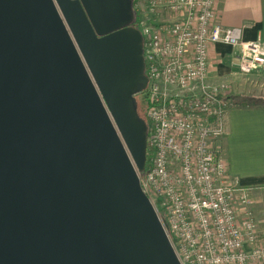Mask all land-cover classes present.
<instances>
[{
	"label": "water",
	"instance_id": "95a60500",
	"mask_svg": "<svg viewBox=\"0 0 264 264\" xmlns=\"http://www.w3.org/2000/svg\"><path fill=\"white\" fill-rule=\"evenodd\" d=\"M133 0H0V264H182L142 188Z\"/></svg>",
	"mask_w": 264,
	"mask_h": 264
},
{
	"label": "built area",
	"instance_id": "2783aa9c",
	"mask_svg": "<svg viewBox=\"0 0 264 264\" xmlns=\"http://www.w3.org/2000/svg\"><path fill=\"white\" fill-rule=\"evenodd\" d=\"M133 7L148 79L143 190L182 264H264L255 191L229 174L222 144L231 86L209 77L212 46L235 47L240 74L251 75L264 68V42L223 26L219 0H133Z\"/></svg>",
	"mask_w": 264,
	"mask_h": 264
},
{
	"label": "crops",
	"instance_id": "0c3cea01",
	"mask_svg": "<svg viewBox=\"0 0 264 264\" xmlns=\"http://www.w3.org/2000/svg\"><path fill=\"white\" fill-rule=\"evenodd\" d=\"M219 20L225 27L242 28L247 41L264 42V0H219ZM210 65L212 82H233L241 75L237 49L229 45L212 46ZM222 144L229 174L236 176L242 185L252 187L257 201L263 202L264 105L231 106Z\"/></svg>",
	"mask_w": 264,
	"mask_h": 264
},
{
	"label": "rangeland",
	"instance_id": "374dc122",
	"mask_svg": "<svg viewBox=\"0 0 264 264\" xmlns=\"http://www.w3.org/2000/svg\"><path fill=\"white\" fill-rule=\"evenodd\" d=\"M228 83L231 86L230 87L231 95L242 97L244 95L251 96L253 93H255V95L264 97V68L255 71L251 75H239L236 77V79L233 82H228ZM137 98L140 108H144L145 106L144 94H139ZM260 104H264V101H261ZM258 203L259 202L257 201L255 205V210L258 217L260 218V221L263 220L261 221V227L262 229H264V201L260 202L259 204ZM257 204L259 205L258 208H257Z\"/></svg>",
	"mask_w": 264,
	"mask_h": 264
},
{
	"label": "trees",
	"instance_id": "16d2710c",
	"mask_svg": "<svg viewBox=\"0 0 264 264\" xmlns=\"http://www.w3.org/2000/svg\"><path fill=\"white\" fill-rule=\"evenodd\" d=\"M228 99L230 100V103L232 104V107L264 105V104H260L261 101H264V97L255 95V93H253L251 96L244 95L242 97H237L235 95H229ZM138 108H139L140 115L145 118L146 103H145L144 108H140V105L138 103ZM149 153H150V150L148 148V160L150 158V154ZM145 172L146 171H144L142 173V176H144Z\"/></svg>",
	"mask_w": 264,
	"mask_h": 264
}]
</instances>
